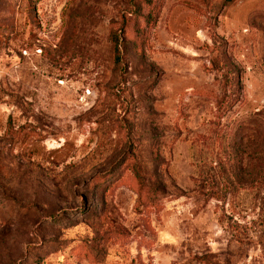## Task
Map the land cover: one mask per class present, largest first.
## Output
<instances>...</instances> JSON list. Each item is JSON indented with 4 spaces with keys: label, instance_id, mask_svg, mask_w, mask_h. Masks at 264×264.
<instances>
[{
    "label": "rangeland",
    "instance_id": "1",
    "mask_svg": "<svg viewBox=\"0 0 264 264\" xmlns=\"http://www.w3.org/2000/svg\"><path fill=\"white\" fill-rule=\"evenodd\" d=\"M0 264H264V0H0Z\"/></svg>",
    "mask_w": 264,
    "mask_h": 264
}]
</instances>
